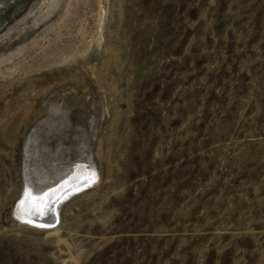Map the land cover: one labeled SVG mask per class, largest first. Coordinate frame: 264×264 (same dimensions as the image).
I'll list each match as a JSON object with an SVG mask.
<instances>
[{"label": "rangeland", "instance_id": "374dc122", "mask_svg": "<svg viewBox=\"0 0 264 264\" xmlns=\"http://www.w3.org/2000/svg\"><path fill=\"white\" fill-rule=\"evenodd\" d=\"M0 264H264V0H0Z\"/></svg>", "mask_w": 264, "mask_h": 264}, {"label": "bare ground", "instance_id": "6f19581e", "mask_svg": "<svg viewBox=\"0 0 264 264\" xmlns=\"http://www.w3.org/2000/svg\"><path fill=\"white\" fill-rule=\"evenodd\" d=\"M94 170L93 168L90 172L82 171L79 174L69 175V179L60 183L54 182L39 192H34V189L27 185L20 200H17L18 203L12 214L14 213V216L26 221L27 224L47 229L50 233L59 230L60 206L70 194L85 190L92 185L97 176Z\"/></svg>", "mask_w": 264, "mask_h": 264}]
</instances>
